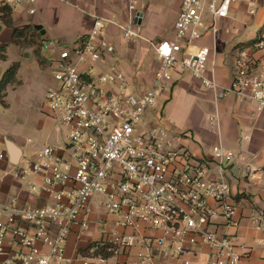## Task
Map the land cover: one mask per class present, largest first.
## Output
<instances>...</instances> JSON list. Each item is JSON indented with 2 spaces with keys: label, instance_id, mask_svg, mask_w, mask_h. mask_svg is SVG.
Here are the masks:
<instances>
[{
  "label": "built area",
  "instance_id": "1",
  "mask_svg": "<svg viewBox=\"0 0 264 264\" xmlns=\"http://www.w3.org/2000/svg\"><path fill=\"white\" fill-rule=\"evenodd\" d=\"M37 1L0 0V7L15 10L26 4L28 14L35 15ZM144 1L126 0L125 22L96 17L89 36L74 49L62 50L53 44L58 57L53 61L54 84L46 103L57 130H66L67 142L45 145L36 153V161L12 172L16 180L41 178V184L32 181L29 188L34 194L48 196L50 202L39 208L13 203L0 210L7 213V220H0V264H71L66 258L68 237L76 226L83 231L89 228L95 198L101 199V208L114 222L111 232L90 247L93 258L104 261L138 245L144 248L147 242L141 232L152 230L163 234L151 244L162 255L176 249L180 256L187 247L207 246L211 250L208 264H241L242 255L231 237L214 230L218 219L228 228L240 226L226 178L227 169L238 159L236 154L222 143L212 148L218 172L213 179L210 162L196 160L185 150L176 151L165 131H139L147 111L171 93L176 76L187 74L207 90H220L214 68L209 67L211 50L196 44L208 35L217 36L220 24L229 19L239 0H179L174 39L160 42L142 33L139 21L143 20L140 9ZM110 25L123 40L147 44L159 64L152 87L142 95L131 90L117 66L107 72L98 68L116 51L103 39ZM254 48L262 52V58L255 62L245 52L239 55L229 93L254 101L261 111L264 28ZM209 121L218 128L217 114ZM247 169L250 174L255 172L251 166ZM252 222L264 231L263 216L256 215ZM119 230L134 234L123 235ZM8 235L13 236L14 251L5 248ZM129 264L155 262L142 249Z\"/></svg>",
  "mask_w": 264,
  "mask_h": 264
},
{
  "label": "crops",
  "instance_id": "2",
  "mask_svg": "<svg viewBox=\"0 0 264 264\" xmlns=\"http://www.w3.org/2000/svg\"><path fill=\"white\" fill-rule=\"evenodd\" d=\"M122 1L124 6L120 15H118L120 0H38L35 15L28 14L30 7L26 4L12 10L14 26L1 27L0 46L7 47V56L11 47L16 49L18 61L15 64H20V69L15 83L7 87L0 104L4 108L8 107L6 101L8 92L20 89L25 84L23 79L27 81L32 75H44L48 86L53 85L55 69L53 61L58 57L52 50L53 44L62 50L74 49L89 36L96 17L125 22L126 0ZM150 2L151 0H145L140 9L143 16L141 26L143 35L155 42L174 39V24L179 16L180 1L168 0L161 3L157 23L154 22L150 11L146 13V6ZM252 11L255 13L252 14ZM245 13L252 17L251 23L260 26L258 34L252 33V36L244 39L246 26L241 21L236 24L235 34L222 33V30L230 27L234 20L243 18ZM36 26H42L46 34L42 35L36 31ZM163 26L172 28V35L168 38ZM24 28L34 29L40 34L41 37L37 38L39 45L21 48L12 44L15 30ZM263 28L264 0H239L233 6L229 19L220 24L217 36L213 38L208 35L196 44L197 48L207 47L211 50L209 67L214 68L215 80L220 90H207L187 74L176 76L171 93L164 94L144 118L145 122H161L167 130V140L176 151L185 150L196 160L204 159L210 162L209 175L213 179L217 177L218 172L212 157V148L222 143L225 148L236 154L238 159L227 169L226 178L231 188V200L237 209L236 220L240 226L228 228L223 219H218L214 222V230L220 235L231 237L242 255L241 264H264V231L257 230L252 222L256 215H261L264 219V108L258 111L254 101L239 98L229 93V89L232 86L235 63L240 54L245 52L248 58L255 62L262 58V52L255 49L254 44ZM103 39L116 51L111 57L106 58V61L101 62L98 68L107 72L111 66H117L127 77L135 94L146 93L154 83L155 72L159 66L149 46L145 43L135 44L123 40L113 25L107 28ZM35 46H38L39 50L35 49ZM44 50L47 51L46 55ZM4 74L0 75V82ZM216 114L220 119L218 128L209 121L210 117ZM36 134V137L26 139L0 126V210L8 209L13 203L19 207L30 205L39 208L50 202L48 196L34 194L29 188L32 181L41 184V178L32 177L27 181H21L12 176V172L17 168L27 167L36 161V153L45 145H64L66 141L65 133L57 130L49 116L39 122ZM8 141L20 151L17 165L12 164ZM247 166H251L255 172L250 174ZM100 202V198H95L91 203L89 228L83 231L76 226L68 237L66 258L71 264H129L142 249L153 255L155 264H184L185 261H189L190 264H208L211 250L207 246L187 247L186 253L180 256L177 255L176 249L162 255L151 244L163 234L152 230L141 232V238L147 242L144 248L138 245L104 261L84 255L83 253H89L90 247L101 242L105 234L111 232L113 228L114 218L105 214ZM209 203L215 207L213 201ZM0 220L5 222L7 213L0 212ZM119 232L129 236L134 234L131 230ZM12 241L13 236L8 235L5 243L8 251L15 249L12 248ZM39 247L46 253L47 250L42 244Z\"/></svg>",
  "mask_w": 264,
  "mask_h": 264
},
{
  "label": "rangeland",
  "instance_id": "3",
  "mask_svg": "<svg viewBox=\"0 0 264 264\" xmlns=\"http://www.w3.org/2000/svg\"><path fill=\"white\" fill-rule=\"evenodd\" d=\"M166 2H168V0H157V1L151 0V2L147 4L146 13L150 11L152 17L154 18V22L156 23L158 22V13L161 7L160 6L161 3H166ZM119 3H120V7H119L120 11L119 14L117 12L118 15H120V12L122 13L121 10H123V6H124L122 0H120ZM124 19L126 21L127 19L126 15ZM251 19L252 17H250L248 13H245L243 18L234 20V22L230 27L226 28V30H222L223 31L222 33L226 35L235 34L234 33L235 29H237L236 24H239V21H241L243 25L246 26L244 27L245 28L244 37H243L244 39H247L248 37L252 36V33L258 34L260 31V26L256 23L253 22L251 23ZM240 28L241 26H239L238 29ZM163 29L164 31H167L165 34L166 38L172 35V28H169V26H163ZM20 42L25 44V42L23 41ZM34 48L39 50L38 46L37 47L35 46ZM15 51L16 49L14 47H11L10 50L8 51L9 60L8 62L1 64L0 75L4 74L15 63H17L18 60ZM46 53L47 51L44 50L45 55ZM27 81L26 79H23V82L25 84L20 89L8 92L6 97L8 107L4 108V106L0 104V126L5 128L7 131L18 134L26 139H28L29 137H36L37 135L36 131L39 126V122L43 121V119H45L46 116L51 115L47 107L46 96L49 88L53 86V85L48 86L44 75H40V74L30 76L29 80ZM145 120H143V122L139 126L140 132L150 133L153 132L154 130H158V131L163 130L167 132V130L164 129L161 122H147V121L145 122ZM60 133L62 134L65 133V140H66V130L62 129Z\"/></svg>",
  "mask_w": 264,
  "mask_h": 264
},
{
  "label": "trees",
  "instance_id": "4",
  "mask_svg": "<svg viewBox=\"0 0 264 264\" xmlns=\"http://www.w3.org/2000/svg\"><path fill=\"white\" fill-rule=\"evenodd\" d=\"M0 30L1 27H7L12 28L14 26V20H13V12L12 9L7 7H0ZM40 34L37 33L34 29L24 28V29H18L15 30L13 38H12V44L19 46L21 48L28 46V45H39L37 42V38H40ZM20 41L25 42L21 43ZM39 55V52H37ZM8 60L7 56V47L0 46V64L3 62H6ZM20 69V64L13 65L3 76L1 82H0V100L2 101L4 98V92L6 91L7 87L9 85H12L15 83L16 75ZM86 256H91L90 252L83 253ZM105 258H109V256H104Z\"/></svg>",
  "mask_w": 264,
  "mask_h": 264
},
{
  "label": "water",
  "instance_id": "5",
  "mask_svg": "<svg viewBox=\"0 0 264 264\" xmlns=\"http://www.w3.org/2000/svg\"><path fill=\"white\" fill-rule=\"evenodd\" d=\"M141 24H142V19H140V21H139V25H141ZM35 30L41 32L42 35L46 34V32H45V30H43L42 26H36ZM8 148H9V153L11 156L12 164L17 165L19 160H20L19 149L13 143H11L9 141H8Z\"/></svg>",
  "mask_w": 264,
  "mask_h": 264
}]
</instances>
